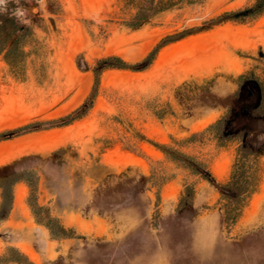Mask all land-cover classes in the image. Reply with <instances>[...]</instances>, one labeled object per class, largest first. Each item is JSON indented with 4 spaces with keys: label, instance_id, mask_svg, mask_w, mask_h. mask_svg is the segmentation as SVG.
Returning <instances> with one entry per match:
<instances>
[{
    "label": "rangeland",
    "instance_id": "rangeland-1",
    "mask_svg": "<svg viewBox=\"0 0 264 264\" xmlns=\"http://www.w3.org/2000/svg\"><path fill=\"white\" fill-rule=\"evenodd\" d=\"M151 1L0 0L2 32L28 29L22 79L0 55V173L22 179L13 192L30 217L0 211V264H264V118L257 89L238 86L264 68V12L213 25L255 0H174L131 27ZM110 57L129 67L96 79ZM222 118L220 144L210 127ZM243 142L262 154L234 217L223 185ZM60 207L82 227L56 217Z\"/></svg>",
    "mask_w": 264,
    "mask_h": 264
},
{
    "label": "trees",
    "instance_id": "trees-1",
    "mask_svg": "<svg viewBox=\"0 0 264 264\" xmlns=\"http://www.w3.org/2000/svg\"><path fill=\"white\" fill-rule=\"evenodd\" d=\"M150 1V0H143ZM174 0H152L149 2V8L147 7H138V18L137 22H132L130 24L131 27H135L139 25L138 23L142 20H146L148 18L149 11L151 13L162 12L170 7L174 6ZM141 5V4H140ZM264 12V0H255L249 6H246L243 9H239L236 11L225 12L222 15L210 20V23L213 25H218L222 23H226L228 21H238L244 22L247 20H252L259 17ZM28 32L27 28H19L15 27L9 33L2 32L0 29V55L4 56L6 63L8 64L11 73L17 79L23 78L24 73V52L20 49V42L25 37V34ZM9 37V38H8ZM11 37V38H10ZM175 36H168L156 50L150 52L148 57L145 60V64L143 68H147L152 61L154 60L156 53L159 48L165 46L166 44L173 41ZM98 66H102V68L96 67L94 68V73L96 74V79L99 75V72L103 71L105 68H118L125 69L128 66L123 60L118 57H110L103 61H101ZM258 68L247 70L246 72L240 74L238 76V86L241 89L246 84H251L258 91V105L254 109L256 113L264 118V68H261V71H257ZM87 108L84 107L80 112L75 115H71L69 120H67L68 124L70 122L82 118L86 112ZM224 118L219 119L216 123H214L210 129L214 132L215 138L218 140L220 144H222L225 138L228 137L225 134L224 126H225ZM162 149L166 151V153H171L172 155H179L182 159L187 160L186 165L192 169L197 175L205 180L210 179L209 171L204 168V166L200 163L194 162L189 156L181 154L172 150L171 148L160 145ZM262 154V151H254L250 148V146L246 143H241L236 150L235 161L232 165L230 177L228 181L223 185V189L228 192V195H223L225 199H227L231 208V214L234 217L238 215L241 208L243 207L246 199L252 194L257 186V179L254 177V173L252 170L253 161L258 158ZM29 173V172H28ZM22 181L17 174L13 173L10 176L2 177L0 173V190L1 195V203H0V211L5 210L6 215H9L14 202V186ZM28 185H31V182L27 180ZM191 191L189 188L186 189V194ZM185 201V196H183L180 200V204ZM30 207L33 208V205L30 203ZM37 208H41L38 204H35ZM6 217L2 218L5 219ZM235 219V218H232ZM48 228V227H47ZM51 232V228H48ZM16 255H23L18 250H13ZM17 261V260H16Z\"/></svg>",
    "mask_w": 264,
    "mask_h": 264
},
{
    "label": "crops",
    "instance_id": "crops-1",
    "mask_svg": "<svg viewBox=\"0 0 264 264\" xmlns=\"http://www.w3.org/2000/svg\"><path fill=\"white\" fill-rule=\"evenodd\" d=\"M20 185L22 186V190L24 189V187L26 188L24 184L21 183ZM28 211L29 207L26 202H24V195L23 197L19 198L18 194L16 193V195H14L13 206L8 218H14L15 220H17V218H30L28 216ZM54 215L60 218L67 226L81 228L82 223H84L79 212L69 208L60 207L55 211ZM18 221L22 222L21 219H19ZM29 223L32 224L31 222Z\"/></svg>",
    "mask_w": 264,
    "mask_h": 264
}]
</instances>
